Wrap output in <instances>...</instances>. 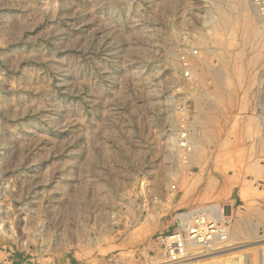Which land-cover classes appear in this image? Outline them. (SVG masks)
<instances>
[{"label":"rangeland","instance_id":"374dc122","mask_svg":"<svg viewBox=\"0 0 264 264\" xmlns=\"http://www.w3.org/2000/svg\"><path fill=\"white\" fill-rule=\"evenodd\" d=\"M200 198L228 241L183 264H264V0H0L15 264H170L156 237Z\"/></svg>","mask_w":264,"mask_h":264},{"label":"built area","instance_id":"2783aa9c","mask_svg":"<svg viewBox=\"0 0 264 264\" xmlns=\"http://www.w3.org/2000/svg\"><path fill=\"white\" fill-rule=\"evenodd\" d=\"M183 61L189 70V62L185 58ZM178 145L184 150H191L186 131L179 133ZM226 218L220 207H196L179 213L176 216V228L159 234L156 242L170 264L186 263L193 257L192 253L196 248L213 251L228 241L229 222Z\"/></svg>","mask_w":264,"mask_h":264},{"label":"crops","instance_id":"0c3cea01","mask_svg":"<svg viewBox=\"0 0 264 264\" xmlns=\"http://www.w3.org/2000/svg\"><path fill=\"white\" fill-rule=\"evenodd\" d=\"M224 184H225V189L226 190H230L232 188L229 179H226L224 181ZM212 195L214 197H216V194H212ZM206 196L208 197V195H206ZM222 196L223 195H220L219 192H218V197H222ZM203 198H200L199 200L194 199L193 200V202L195 201L194 204H192L189 207V209H187V210L185 209L184 212L189 211L191 209H194V207H196V206L202 205V204H200V202H201V200H203ZM196 202H198V203L196 204ZM0 264H15V261L13 259H11L10 254L7 252L6 247L3 246L2 239H0Z\"/></svg>","mask_w":264,"mask_h":264}]
</instances>
